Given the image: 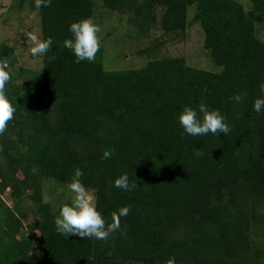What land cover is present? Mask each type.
Segmentation results:
<instances>
[{"label":"trees","instance_id":"trees-1","mask_svg":"<svg viewBox=\"0 0 264 264\" xmlns=\"http://www.w3.org/2000/svg\"><path fill=\"white\" fill-rule=\"evenodd\" d=\"M251 1L246 9L238 0H52L38 9L30 0L42 39L54 44L25 85L11 75L6 85L16 111L0 139L6 157L0 164V264H167L170 258L175 264H264V113L253 109L264 97V40L256 35L264 0ZM192 4L220 72L179 56L106 70L103 48L95 62L77 63L63 47L72 38L70 24L94 19L99 5L128 14L145 33L160 8L161 28L185 35ZM13 51L1 44L0 58ZM236 94L244 95L242 103L230 99ZM201 103L225 117L232 129L227 136L181 135L179 114ZM77 167L106 220L122 206L131 208L107 241L55 230L57 214L43 200V178L66 186ZM123 173L134 190L115 187ZM9 186L13 206L1 196ZM25 195L41 216L28 225Z\"/></svg>","mask_w":264,"mask_h":264},{"label":"rangeland","instance_id":"rangeland-1","mask_svg":"<svg viewBox=\"0 0 264 264\" xmlns=\"http://www.w3.org/2000/svg\"><path fill=\"white\" fill-rule=\"evenodd\" d=\"M246 9L251 8V0H238ZM196 5L187 8V28L185 35L177 31H165L161 28V9H156L157 22L150 29L141 32L138 27L130 23L129 15L108 10L101 5L95 11L94 21L101 27L98 34L103 48V63L106 70H126L144 67L149 60L165 57H184L186 63L192 67L220 72L222 67L215 63L209 49L205 47V34L199 22L194 21ZM41 19L36 9L30 5V0H0V45L13 46V53L7 58L8 71L15 84L25 85L35 71L43 66V55L32 56L30 48L33 46L30 36L36 35L42 39ZM256 35L264 40V21L256 24ZM2 136H0L1 139ZM0 145L1 142H0ZM0 164H6L5 155L0 152ZM22 176L21 171L18 173ZM31 193V189H27ZM2 198L11 206L15 201L12 188L9 186ZM72 194L66 186L59 185L49 178H43V200L50 202L52 210L58 215L60 207L69 203ZM22 209L25 211V225L40 219L36 213L33 200L24 196ZM264 215V195L261 200V211ZM259 230H264V218ZM23 233L27 234V227Z\"/></svg>","mask_w":264,"mask_h":264},{"label":"clouds","instance_id":"clouds-1","mask_svg":"<svg viewBox=\"0 0 264 264\" xmlns=\"http://www.w3.org/2000/svg\"><path fill=\"white\" fill-rule=\"evenodd\" d=\"M50 6H52V0H35V7L38 9ZM69 31L72 33V38L65 39L63 47L72 51L75 62H95L97 53L101 49V40L98 35L102 31L101 27L93 18L88 17L72 22ZM30 40L33 45L30 48V54L34 57L46 54L54 44L51 37L41 39L32 35ZM55 58L53 55L48 59L54 60ZM8 67L7 60H0V136L7 130L8 123L14 119L16 111L12 101L6 95V85L11 79L9 71L6 70ZM259 89L261 93H264V82L259 84ZM230 99L239 104L243 102L244 95L236 94ZM253 109L257 113H264V97L255 99ZM178 121L183 128L182 136L185 133L191 136H204L211 133L218 137L221 133L227 136L232 131L220 111L210 110L204 103H201L198 109L185 106L178 116ZM3 150V145H0V152ZM111 155V152L105 151L103 159H109ZM83 175V171L77 167L70 183L66 185L72 196L69 203L60 207L54 221L55 230L65 237L73 235L81 239L95 238L107 241L113 233L121 229L122 218L129 215L131 208L122 206L111 213L110 221L106 220L97 209L94 190L87 188L83 183ZM114 185L124 191L134 190L137 186L134 181H130L127 173L117 177ZM167 264H175L174 258H170Z\"/></svg>","mask_w":264,"mask_h":264}]
</instances>
